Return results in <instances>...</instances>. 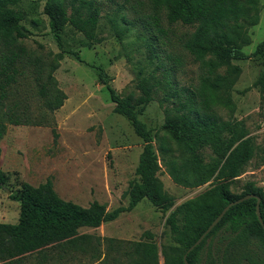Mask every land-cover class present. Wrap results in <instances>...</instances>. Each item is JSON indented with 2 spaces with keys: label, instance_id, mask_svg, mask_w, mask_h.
<instances>
[{
  "label": "trees",
  "instance_id": "obj_1",
  "mask_svg": "<svg viewBox=\"0 0 264 264\" xmlns=\"http://www.w3.org/2000/svg\"><path fill=\"white\" fill-rule=\"evenodd\" d=\"M19 1L0 0V108H4L8 122L13 125H42L47 121L46 114L61 107L66 99L53 75L59 66L60 54L47 51L44 55L42 45L40 49L29 50L22 43L27 28L21 22L22 15L15 9ZM148 1L155 10L164 11L167 23L193 27L191 32L180 37L179 42L198 63V84L194 89L178 86L170 78L174 68L161 66L160 76L153 71L145 75L143 69H138V93L122 96L111 85L104 67L93 64L97 82L108 91L114 111L128 120L143 141L135 168L138 180L129 187L128 203L112 210H107L97 200L82 206L60 197L50 178L38 185L21 182L17 194L12 195L19 202L17 222L0 221L1 263L27 264L29 259L40 257L34 264H44L50 259L48 255L56 253L60 259L61 254L64 259H69L72 252H85L89 243L90 235L80 233V228H96L103 222L112 221L143 199L161 211L174 206V198L165 191L157 176L160 164L154 137L136 110L156 98L158 92L162 94L157 98L165 113L164 136L159 138L161 161L176 183L199 186L209 182L206 189L167 215L166 225L176 245H165L161 249L164 264H184L183 254L223 207L244 195L252 193L260 197L259 209L264 222L262 187L248 181L241 192L231 190L254 154V141L247 136L241 122L223 120L216 112L218 103L228 100L223 93H228L240 74L241 68L234 60L254 58L263 66L256 86L264 98V35L251 53L243 51V47L251 42L248 27L259 20V0ZM43 13L47 16L49 32L61 51L64 48L62 31L68 24L86 39L94 40L100 13L94 0H46ZM154 27L160 35H166L157 17H154ZM68 53L81 60L79 51L69 50ZM26 78L34 80L36 96L42 101L36 111L14 97L13 92ZM229 127V135L222 137L221 133ZM4 130L0 120V139ZM200 142L213 147L217 158L212 163L200 162L195 153ZM6 180V172L0 168V187ZM255 204L256 198L251 197L230 206L202 241L187 253L188 263H200L206 240L220 229L230 233L232 243L256 241L264 253V229L257 219ZM146 235L149 240L131 244L136 256L129 264H158V250L152 234L147 232ZM206 254L210 255L209 249Z\"/></svg>",
  "mask_w": 264,
  "mask_h": 264
},
{
  "label": "rangeland",
  "instance_id": "obj_2",
  "mask_svg": "<svg viewBox=\"0 0 264 264\" xmlns=\"http://www.w3.org/2000/svg\"><path fill=\"white\" fill-rule=\"evenodd\" d=\"M45 1L20 0L16 5L27 28L22 43L29 50L40 49L42 45L44 55L47 51L60 54L53 75L66 99L61 107L46 114L47 121L42 125H13L8 122L4 108H0V120L5 126L0 139V168L7 174L6 183L0 187L1 222H17L19 202L12 195L17 194L21 182L38 185L47 178L60 197L82 206L92 200L104 204L107 210L127 205L129 187L138 180L135 168L143 141L128 120L114 111L108 91L97 82L93 64L104 67L111 85L122 96L138 93V69H143L145 75L153 71L160 76L163 68H174L170 78L178 86L194 89L198 84V63L179 42L193 27L167 23L164 11L155 10L148 0H94L100 8L94 40L86 39L68 24L62 31V51L49 32L47 16L43 13ZM259 7L258 22L248 27L251 42L243 47L245 53H251L264 35V0H259ZM154 17L160 19L166 35L155 30ZM69 50L79 51L81 60L73 58ZM233 62L240 66V74L228 93H223L228 100L218 103L216 112L223 120L241 122L247 136L254 141L255 151L231 190L241 192L248 181L264 190V98L256 86L263 66L254 58ZM36 89L34 80L26 78L13 92L14 97L36 111L42 103ZM161 95L158 92L157 97ZM157 97L136 110L154 137L160 164L157 176L174 198V206L161 211L143 199L112 221L96 228H80V233L90 235L85 252H72L69 259H64L62 254L60 259L59 253L51 254L44 264H129L136 256L131 244L149 240L147 232L156 244L158 264H164L161 249L176 245L166 225L167 215L206 189L209 182L184 186L169 175L160 159L159 138L164 136L165 113ZM229 133L230 127L221 136L227 137ZM195 153L203 164L217 158L207 142L198 143ZM230 236L228 231L220 229L209 237L199 264H264V253L256 241L232 243ZM39 258L29 259L27 264H34Z\"/></svg>",
  "mask_w": 264,
  "mask_h": 264
},
{
  "label": "water",
  "instance_id": "obj_3",
  "mask_svg": "<svg viewBox=\"0 0 264 264\" xmlns=\"http://www.w3.org/2000/svg\"><path fill=\"white\" fill-rule=\"evenodd\" d=\"M251 197H254L256 198V204H255V212H256V216H257V219L258 221L261 223L263 229H264V222L262 220V217H261V213H260V209H259V203H260V197L255 195V194H252V193H249L247 195H244L242 197H240L239 199H236L234 201H230L227 205H225L223 207V209L220 211V213L213 219V221L208 225V227L203 231V233L198 237V239L192 244L190 245V247L186 250V252L183 254V262L184 264H189L188 261H187V253L192 250L196 245H198L202 239L206 236L207 233H209V231L218 223V221L223 217V215L225 214V212L230 208V206H232L233 204H236L238 202H241L245 199H248V198H251Z\"/></svg>",
  "mask_w": 264,
  "mask_h": 264
}]
</instances>
